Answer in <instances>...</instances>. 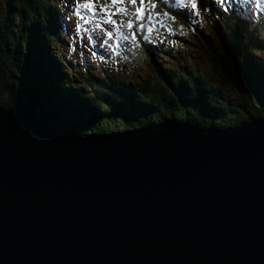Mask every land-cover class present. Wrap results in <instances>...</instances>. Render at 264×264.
Returning <instances> with one entry per match:
<instances>
[{
	"label": "water",
	"instance_id": "water-1",
	"mask_svg": "<svg viewBox=\"0 0 264 264\" xmlns=\"http://www.w3.org/2000/svg\"><path fill=\"white\" fill-rule=\"evenodd\" d=\"M0 264H264V119L77 138L0 106Z\"/></svg>",
	"mask_w": 264,
	"mask_h": 264
},
{
	"label": "trees",
	"instance_id": "trees-1",
	"mask_svg": "<svg viewBox=\"0 0 264 264\" xmlns=\"http://www.w3.org/2000/svg\"><path fill=\"white\" fill-rule=\"evenodd\" d=\"M63 2L5 0L0 12L1 107L32 109L53 130L77 138L115 136L171 121L228 129L264 119L263 6L251 0H198L211 38L192 23L187 10L161 2L191 30V42H181L203 53L211 68L202 72L183 64L178 49L157 47L155 38L143 42L142 31L137 34L141 44L152 43V49L145 48L151 74L133 68L125 82L114 77L113 68L100 75L63 58L71 31Z\"/></svg>",
	"mask_w": 264,
	"mask_h": 264
},
{
	"label": "rangeland",
	"instance_id": "rangeland-1",
	"mask_svg": "<svg viewBox=\"0 0 264 264\" xmlns=\"http://www.w3.org/2000/svg\"><path fill=\"white\" fill-rule=\"evenodd\" d=\"M63 1V9L67 13L66 22L71 27L63 50V58L66 61L72 60L80 67L85 65L100 75L104 70L113 68L114 77L116 74L122 76L125 82H130L128 77L131 70L133 72V68H137L148 77L151 74V65L145 55V48L152 49V43H145L144 46L137 37V34L140 35L139 33L144 31L143 42H146L147 38H155L157 47L178 49L182 53L183 64L202 72L211 68L208 58L203 53L190 44L181 42L183 39L191 42V30L185 28L163 7L164 5L187 10L191 15L192 23L211 37L210 25L205 21L204 12L199 9L198 0H144L142 16L137 15V9L141 7L140 0H135V3L122 0L117 4H113L112 0H92L96 10L95 15H91L82 7L77 9L78 4L82 5L87 0ZM251 1L254 5L259 4L264 8V0ZM192 3H196V9L191 7ZM4 6L5 0H0V12ZM101 8H106L112 14L111 23L104 22L108 17L100 11ZM117 9L120 11L117 12ZM77 10L88 21L87 23L75 14ZM129 22L132 28L128 27ZM77 24L79 28L76 27ZM107 33H111V38ZM261 64L264 67V63ZM134 78V82L140 81V76L135 75ZM75 88L78 90L80 86L76 84Z\"/></svg>",
	"mask_w": 264,
	"mask_h": 264
},
{
	"label": "snow or ice",
	"instance_id": "snow-or-ice-1",
	"mask_svg": "<svg viewBox=\"0 0 264 264\" xmlns=\"http://www.w3.org/2000/svg\"><path fill=\"white\" fill-rule=\"evenodd\" d=\"M120 2H122V0H112V3H113V4H117V3H120ZM130 2L135 3V0H130ZM140 2H141V7L137 9V15H138V16H142V15H143V8H142V5H143V3H144V0H140ZM80 7H82V8L85 9V10H87L91 15H95V11H96V10H95V6H94V3L92 2V0H87V2L83 3L82 5L78 4V5H77V9H79ZM191 7H192L193 9H196V8H197L196 3H192ZM100 11H101V12H104V13L107 15V17H108V19L105 20L104 22H105V23H111V22H112V20H111V15H112V14L109 13L108 10H107L106 8H101ZM116 11L119 12L120 9H117ZM75 14H76L80 19L85 20V23L88 22V21H87L82 15H81V13L79 12V10H77ZM76 27L79 28V25L77 24ZM97 27H100V25H97ZM128 27H129V28H132V24H131V22L128 23ZM107 35H108L109 38H111V33H107Z\"/></svg>",
	"mask_w": 264,
	"mask_h": 264
}]
</instances>
